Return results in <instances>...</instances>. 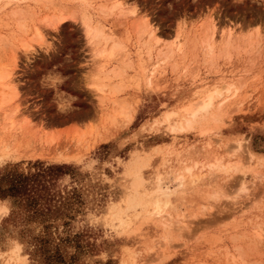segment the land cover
I'll return each mask as SVG.
<instances>
[{
  "label": "rangeland",
  "instance_id": "374dc122",
  "mask_svg": "<svg viewBox=\"0 0 264 264\" xmlns=\"http://www.w3.org/2000/svg\"><path fill=\"white\" fill-rule=\"evenodd\" d=\"M117 1L0 0V76L17 83L0 109V179L72 168L47 185L71 199L67 216L44 223L0 197V264H264V0ZM88 18L123 48L109 62ZM178 34L183 51L164 58ZM216 90L208 113L186 116Z\"/></svg>",
  "mask_w": 264,
  "mask_h": 264
},
{
  "label": "bare ground",
  "instance_id": "6f19581e",
  "mask_svg": "<svg viewBox=\"0 0 264 264\" xmlns=\"http://www.w3.org/2000/svg\"><path fill=\"white\" fill-rule=\"evenodd\" d=\"M2 1V0H1ZM6 1H9V0H6ZM16 2H23L24 0H15ZM90 1V0H89ZM85 2V1H84ZM108 2L110 3L109 5V8H106L107 10H110L111 12L114 11V10H118V9H121V5L120 3H118L117 0H105V3ZM106 5V4H105ZM105 11V10H103ZM107 12V11H106ZM109 12V11H108ZM15 13V12H14ZM18 13H16L17 15ZM20 14V13H19ZM59 19V18H58ZM63 19V18H62ZM18 20V19H17ZM63 21V20H62ZM45 22L49 23V25H55V23H57L56 21L54 22V20L51 18V19H47L45 20ZM61 22V21H60ZM59 23V22H58ZM57 23V25H58ZM35 29V28H34ZM83 29H84V32H85V35H86V38L88 39V42L89 44L91 45H94L95 46V51H94V56L95 58H98L99 61L100 60H106L107 62H109L110 60L114 59L117 55L120 54V52L123 50V48L119 45V42L118 44L117 43H114L113 40L115 38H113V36H108L105 34L104 32V29L103 27L100 25V24H93L92 23V20L90 18L86 19L85 22H83ZM144 30V33H147L148 36H149V40H151V42H155V44H158L159 43V40L161 39L158 35H157V31L155 28H153V26L150 24V23H145V27L143 28ZM207 31V30H206ZM211 35H210V41H208L209 43V48L212 53V51L214 50V36L216 34V26L214 25L213 26V29L212 31H210ZM107 33V32H106ZM25 34V33H24ZM27 36V35H26ZM36 38L33 39V41L36 39L38 40H42V34L40 33V31L36 30ZM208 36V35H207ZM159 37V38H158ZM182 36L180 34L176 35L173 42L170 44V45H167L163 50L165 51L164 53H161L162 56H164V58L166 59H170L171 57L173 58V56L176 54V52H182L184 47H185V42L187 41L185 38L186 41H183V39L181 38ZM209 37V36H208ZM187 38V37H186ZM190 40V39H188ZM192 40V39H191ZM26 41V40H25ZM31 41V40H30ZM118 41V40H117ZM104 42V46L102 47V49H99L98 48V45L100 43ZM187 43V42H186ZM207 43V41H206ZM205 43V44H206ZM148 44V43H147ZM230 44H231V41H230V38H229V41L226 42V45H225V49L230 47ZM24 48L26 49H29V48H32V45L31 44H28V43H23L22 44ZM207 45V44H206ZM149 46V44H148ZM93 47V46H92ZM34 48V47H33ZM25 49V50H26ZM177 50V51H176ZM207 51V50H206ZM213 57V56H212ZM102 69V68H100ZM13 70V69H12ZM7 73L3 74L2 76H0V86H3L4 88H7L6 91L8 89H10V91L12 90L13 92V95L10 96L9 98H6V94H3V100L2 102H0V109L3 108L4 109V112L10 107H8V105H12V101L14 100V97H15V91H16V87L17 84L13 77V74L12 72L8 73V71H6ZM102 74V73H101ZM1 75V74H0ZM104 82V81H103ZM98 83V84H96ZM107 84V83H106ZM105 84H102V82L100 83L99 82H95L94 87H92L93 89H97L98 91L100 92H104V89H105ZM92 86V85H91ZM232 86V85H231ZM3 89V88H2ZM228 91V90H227ZM220 92V91H219ZM218 92V90L214 91V92H211L209 94H206V96H204L201 101L197 102L196 105H192V106H189L185 109V114L186 116L192 118V119H195L197 117H199L200 114H203V113H208L209 109L212 107L213 105V101L215 99L216 96H220L221 94ZM11 94V93H10ZM217 98V97H216ZM194 104V103H193ZM225 104L221 102V104L219 105V110L224 108L223 105ZM217 110V111H219ZM224 111V110H223ZM14 113H17L18 111L15 110L13 111ZM218 114V113H217ZM172 115V112L171 114L168 113L167 115V119L170 118ZM208 116V115H207ZM202 117V116H201ZM204 117V116H203ZM212 118V117H211ZM190 121L187 119L186 120V123L184 125L181 124L182 127L186 126L188 127L190 125ZM175 127V126H174ZM173 127V128H174ZM182 127H179L180 129H183ZM177 128V127H176ZM175 130V128L173 129ZM182 131V130H181ZM239 144V143H238ZM241 146V144H240ZM239 146V147H240ZM249 154V153H248ZM180 180V179H179ZM181 183V180L179 181V184ZM158 186V185H157ZM162 190V189H161ZM157 191V190H156ZM170 192V191H168ZM157 193L156 196L155 194H153V199H154V203H155V207H156V211L159 213V209H161V202L159 201V197L160 196H167L168 194H165L164 192H161L158 191L155 192ZM156 212V213H157ZM3 213V212H2ZM4 214V213H3ZM161 214V213H159ZM157 215V214H156ZM1 216V214H0ZM159 216V215H158ZM162 216V215H161Z\"/></svg>",
  "mask_w": 264,
  "mask_h": 264
},
{
  "label": "trees",
  "instance_id": "16d2710c",
  "mask_svg": "<svg viewBox=\"0 0 264 264\" xmlns=\"http://www.w3.org/2000/svg\"><path fill=\"white\" fill-rule=\"evenodd\" d=\"M33 167L37 168L35 173H9L6 176L4 175L0 179V197L3 199H18L19 202L25 203L33 213H39L44 218V223L48 222L47 218H51V216L56 218L67 216L66 211L68 208L66 207L71 205V199L60 197L55 202V195L48 191L47 185L53 184L55 177L58 178L61 175H65V171L72 170V168L68 165L45 167L39 162L35 163ZM56 173L60 174L57 175ZM53 203L58 204V206ZM64 225L67 226L69 223L64 222ZM80 237L81 235L68 237V241L76 243V248L80 249L82 248ZM59 257H57V260L60 259ZM58 262L64 264L61 259Z\"/></svg>",
  "mask_w": 264,
  "mask_h": 264
}]
</instances>
